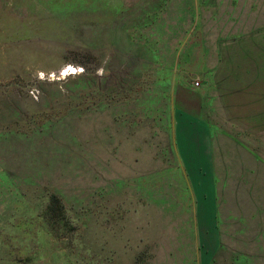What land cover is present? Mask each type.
<instances>
[{
  "label": "rangeland",
  "instance_id": "1",
  "mask_svg": "<svg viewBox=\"0 0 264 264\" xmlns=\"http://www.w3.org/2000/svg\"><path fill=\"white\" fill-rule=\"evenodd\" d=\"M0 264H264V0H0Z\"/></svg>",
  "mask_w": 264,
  "mask_h": 264
},
{
  "label": "crops",
  "instance_id": "2",
  "mask_svg": "<svg viewBox=\"0 0 264 264\" xmlns=\"http://www.w3.org/2000/svg\"><path fill=\"white\" fill-rule=\"evenodd\" d=\"M199 31L200 28H198ZM218 39V38H217ZM232 40H237L235 38H231ZM203 40V39H202ZM220 44L218 45V53L216 56H220V50L222 49L223 43L221 42L220 38L218 39ZM206 47L202 44L201 50L202 52L199 54L200 60V66L202 67L200 70H188V72H205L208 69H205L203 67H206L208 64H206L205 57H206ZM209 49V47H207ZM216 57V58H217ZM218 60H216V63ZM212 65V64H211ZM213 67V66H210ZM215 67V66H214ZM210 71H215L214 69H209ZM185 125L187 126L186 129ZM173 126L175 129H173V138H174V147L177 153V156L181 162V165L183 168H187V165L196 170L203 171V168H207L206 170L210 172L209 165H202V161L204 158L210 160L212 163V166L214 168V160H213V154L211 149V128L207 122L198 117L193 116V114L189 113H183L177 111V113L174 114L173 118ZM195 163L197 165L195 166ZM187 164V165H186ZM199 171V174L202 172ZM202 174L207 173L203 172ZM197 175V174H196ZM200 176V175H199Z\"/></svg>",
  "mask_w": 264,
  "mask_h": 264
},
{
  "label": "trees",
  "instance_id": "3",
  "mask_svg": "<svg viewBox=\"0 0 264 264\" xmlns=\"http://www.w3.org/2000/svg\"><path fill=\"white\" fill-rule=\"evenodd\" d=\"M63 209L60 197L56 194H50L45 208V214L51 215L55 218H60L63 216Z\"/></svg>",
  "mask_w": 264,
  "mask_h": 264
},
{
  "label": "built area",
  "instance_id": "4",
  "mask_svg": "<svg viewBox=\"0 0 264 264\" xmlns=\"http://www.w3.org/2000/svg\"><path fill=\"white\" fill-rule=\"evenodd\" d=\"M74 69H76L75 67H73ZM68 69H72V68H66L65 70L61 71V76H66V75H73L77 73V70L75 72L72 71H67Z\"/></svg>",
  "mask_w": 264,
  "mask_h": 264
},
{
  "label": "snow or ice",
  "instance_id": "5",
  "mask_svg": "<svg viewBox=\"0 0 264 264\" xmlns=\"http://www.w3.org/2000/svg\"><path fill=\"white\" fill-rule=\"evenodd\" d=\"M67 71H72V72H74V71H76V69H68Z\"/></svg>",
  "mask_w": 264,
  "mask_h": 264
},
{
  "label": "bare ground",
  "instance_id": "6",
  "mask_svg": "<svg viewBox=\"0 0 264 264\" xmlns=\"http://www.w3.org/2000/svg\"><path fill=\"white\" fill-rule=\"evenodd\" d=\"M67 68H72L73 69V67L72 66H68ZM75 72V71H74Z\"/></svg>",
  "mask_w": 264,
  "mask_h": 264
}]
</instances>
